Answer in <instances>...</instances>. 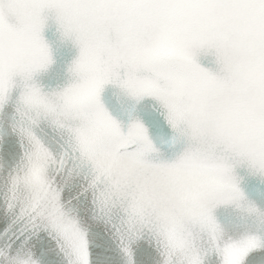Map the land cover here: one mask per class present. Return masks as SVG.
<instances>
[{"label": "snow or ice", "instance_id": "obj_1", "mask_svg": "<svg viewBox=\"0 0 264 264\" xmlns=\"http://www.w3.org/2000/svg\"><path fill=\"white\" fill-rule=\"evenodd\" d=\"M50 18L78 48L68 71L129 38L176 33L184 53L114 59L91 102L63 108L60 87L33 80L52 63L42 36ZM207 56L214 68L200 63ZM109 84L159 102L174 142L184 143L174 160L147 159L156 149L143 122L130 115L123 126L101 103ZM10 103L21 155L0 169V264H92L97 226L123 264H134L130 246L145 232L159 264H223L221 238L234 234L253 241L237 264L264 250V211L245 200L235 173L244 164L264 178V0H0V111ZM209 153L232 161L222 191L190 178V162ZM221 204L240 211L233 231L213 214ZM98 264H107L102 253Z\"/></svg>", "mask_w": 264, "mask_h": 264}, {"label": "clouds", "instance_id": "obj_2", "mask_svg": "<svg viewBox=\"0 0 264 264\" xmlns=\"http://www.w3.org/2000/svg\"><path fill=\"white\" fill-rule=\"evenodd\" d=\"M26 23V19L22 20L21 26ZM183 53V38L176 33H162L146 41L129 38L122 46L116 48L101 46L91 53L79 70L68 71V79L60 87L55 102L67 109L91 102L96 94L99 73L114 59L152 61L162 57L181 56ZM232 166V161L226 155L209 153L190 162L189 175L199 186L222 191ZM39 170L40 161L36 160L31 169L33 177H38ZM252 242L251 237L243 234H234V237L227 239L221 238L223 264H237L240 252ZM191 264H195L194 259L191 260Z\"/></svg>", "mask_w": 264, "mask_h": 264}]
</instances>
